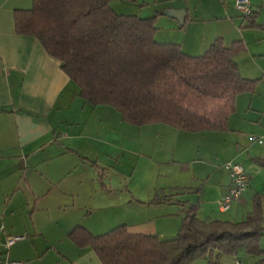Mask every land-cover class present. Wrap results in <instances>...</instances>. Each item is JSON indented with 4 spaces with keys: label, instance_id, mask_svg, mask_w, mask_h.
Listing matches in <instances>:
<instances>
[{
    "label": "crops",
    "instance_id": "1",
    "mask_svg": "<svg viewBox=\"0 0 264 264\" xmlns=\"http://www.w3.org/2000/svg\"><path fill=\"white\" fill-rule=\"evenodd\" d=\"M181 1L180 4L164 6L163 0H155V22L157 16H167L173 20L169 21L170 27L176 30H182L188 22L192 26L199 22L200 16L192 18L188 4L185 0ZM229 2L234 4V8ZM249 2L253 10L251 16L238 15L241 12L236 8L235 0H225L220 18L215 19L209 27H202L206 30L205 37H208L204 52L217 38L222 39L226 46L234 42L243 43L245 49L234 56L238 71L244 78L257 80L252 92L239 93L235 98V110L229 118L240 114V119L228 118L223 129L198 132L234 134L233 151L227 161L242 164L247 175V185L240 198L234 200L228 210H219L217 200L228 190L229 173L227 170L225 173L215 172L209 162L198 158L204 167H210L203 180L200 182L193 174L183 185H169L171 190L175 189L170 195H167V188L161 189V194L159 192L154 198L173 200L170 203H154L148 207V220L143 219L145 215L138 209L136 217L106 213L97 225L77 224L71 227V224H66L63 231L75 247H67L60 252L61 257L56 264H103L90 245H79L69 237V233L78 226L96 236L114 228L112 219L119 218V225H125L131 233L171 236L177 233L180 215L188 204L197 205L196 214L202 220L232 222L244 220L254 206L258 205L260 226L264 229V143L251 140L253 135L264 136V0ZM32 6L33 0H0V169L15 167L18 162L22 175L31 169L34 173L29 179L39 176V180L27 183V205L30 199L35 204L38 200L49 197L75 200L82 195L85 181L87 186L93 189L96 187V176L101 167L96 162L98 144L106 142L97 134L89 132L88 126L98 114L111 116V109H99L108 105H92L79 96L78 86L61 68L60 61L44 49L37 37L16 31L15 11L28 10ZM178 9L184 10L182 24L165 13ZM168 37L170 40L162 43H175L183 47L182 41L171 40L177 39L174 36ZM176 134V137L186 136ZM87 175H90L91 183L86 180ZM103 177L101 174L100 183L105 188ZM11 187L19 189V182L15 179ZM189 192H195L198 196L193 199L192 196L180 198L181 194ZM14 194L15 192L11 194L8 202ZM85 194L83 192L84 197ZM210 203L216 204L217 216H214ZM8 205L9 203L6 211ZM32 207L35 209V206ZM88 213L91 216L92 213ZM222 214H227L226 219L220 218ZM6 215L12 216L9 213ZM258 245L264 250V232L258 238ZM241 252L243 250L232 255L237 259L236 264H243L238 259ZM247 254L248 264L256 260L257 257ZM221 259L220 263L223 264ZM189 264H208V261L199 258Z\"/></svg>",
    "mask_w": 264,
    "mask_h": 264
},
{
    "label": "trees",
    "instance_id": "2",
    "mask_svg": "<svg viewBox=\"0 0 264 264\" xmlns=\"http://www.w3.org/2000/svg\"><path fill=\"white\" fill-rule=\"evenodd\" d=\"M112 1L33 0L31 9L15 11V29L39 39L82 99L112 106L128 123H164L188 132L225 128L237 94L252 92L257 83L242 77L234 60L244 44L226 46L217 38L191 56L179 44L154 40L155 16L117 13ZM197 209L187 205L172 238L131 233L125 225L96 236L78 226L69 237L90 245L103 264H189L199 258L221 264L223 254L242 250L257 257L251 264H264L258 205L237 222L202 220Z\"/></svg>",
    "mask_w": 264,
    "mask_h": 264
},
{
    "label": "rangeland",
    "instance_id": "3",
    "mask_svg": "<svg viewBox=\"0 0 264 264\" xmlns=\"http://www.w3.org/2000/svg\"><path fill=\"white\" fill-rule=\"evenodd\" d=\"M224 1L185 0L190 8V16L195 18L198 15L200 21L193 26L188 22L182 30H176L170 27L169 21L173 20L169 17L157 16L154 40L165 42L170 40L168 35L174 36L177 39L171 40L182 41L181 49L184 52L201 54L208 41V37L204 35L206 30L202 27H209L215 19L220 18ZM180 2L182 1L163 0V5H176ZM155 3V0H113L110 4L117 13L149 17L155 14ZM230 5L234 8V4ZM103 107L99 109H111V116L98 114L88 126L89 132L97 134L106 142L98 144L96 162L101 167L94 189L87 186L85 181L82 190L80 188L82 195L75 200L49 197L38 200L35 204L30 199L27 205V183L39 180V176L29 179L34 173L31 169L22 175L18 162L15 167L0 169V264L11 261H18L20 264H56L60 260V252L67 247H75L63 231L65 226L97 225L106 213L136 217L138 209L145 215L143 219L148 220V207L154 204L153 198L159 192L161 194V189L167 188V195H170L175 189L172 191L169 185H183L193 174L201 182L210 167L215 172L225 173L224 164L233 151L234 134L218 131H206L203 134L188 132L163 123L131 124L124 122L115 108ZM229 119H240V114L232 115ZM176 133L186 136L176 137ZM198 158L209 162L211 166L204 167ZM101 174L104 175L102 180L106 184L105 188L100 183ZM15 179L19 182V189L11 187ZM86 180L91 183L90 175H87ZM13 192L15 194L8 202ZM83 192H86L85 197ZM189 196L193 199L198 194L184 193L180 198ZM209 206L212 207L214 216H217L216 204L210 203ZM8 213L12 216L7 217ZM225 216L227 214H222L220 218L226 219ZM112 220L114 227L120 224L119 218ZM11 227L14 229L10 230ZM175 234L162 237L172 238ZM8 237L18 239L7 248L5 243ZM247 255L243 251L238 259L243 264H248ZM221 258L223 264L237 262L232 255L224 254Z\"/></svg>",
    "mask_w": 264,
    "mask_h": 264
},
{
    "label": "built area",
    "instance_id": "4",
    "mask_svg": "<svg viewBox=\"0 0 264 264\" xmlns=\"http://www.w3.org/2000/svg\"><path fill=\"white\" fill-rule=\"evenodd\" d=\"M236 8L244 15L251 16L253 13L249 0H235ZM251 140L258 143H264V136H252ZM224 168L228 171L230 177V185L228 190L217 200L219 210L226 211L229 209L234 200H238L242 191L247 185V175L242 164L234 161H227ZM18 238L8 237L5 246L8 248ZM7 264H20L18 261H11Z\"/></svg>",
    "mask_w": 264,
    "mask_h": 264
},
{
    "label": "water",
    "instance_id": "5",
    "mask_svg": "<svg viewBox=\"0 0 264 264\" xmlns=\"http://www.w3.org/2000/svg\"><path fill=\"white\" fill-rule=\"evenodd\" d=\"M167 15L172 16L176 18L181 24L184 21V10L178 9V10H169L165 12ZM254 264H257L256 262Z\"/></svg>",
    "mask_w": 264,
    "mask_h": 264
}]
</instances>
